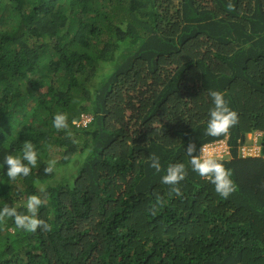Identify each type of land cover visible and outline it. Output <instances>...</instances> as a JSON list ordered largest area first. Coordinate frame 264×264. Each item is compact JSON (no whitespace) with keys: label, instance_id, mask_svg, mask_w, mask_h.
I'll return each instance as SVG.
<instances>
[{"label":"trees","instance_id":"1","mask_svg":"<svg viewBox=\"0 0 264 264\" xmlns=\"http://www.w3.org/2000/svg\"><path fill=\"white\" fill-rule=\"evenodd\" d=\"M211 91L237 113L215 137ZM255 132L264 152V0H0V210L37 195L43 221L0 217V264H264V158L239 156ZM225 138L227 198L187 153ZM25 142L37 164L10 180Z\"/></svg>","mask_w":264,"mask_h":264},{"label":"clouds","instance_id":"2","mask_svg":"<svg viewBox=\"0 0 264 264\" xmlns=\"http://www.w3.org/2000/svg\"><path fill=\"white\" fill-rule=\"evenodd\" d=\"M210 95L213 99L214 107L209 111V119L205 134L208 136H219L226 133L228 129L237 122V113L228 107L224 95L219 91H211ZM93 120L91 114L85 113L81 115L78 126H86ZM75 123V121H73ZM53 125L57 129L66 128L67 117L63 113H57L53 119ZM249 141L239 146V156L243 159L249 158H264L263 144L261 138L263 133L255 132L248 135ZM226 140L227 143L223 141ZM217 145V152L213 155H206L204 148L207 145ZM196 151V145L190 144L187 147V153L191 157L190 164L192 169L196 171L201 177H206L211 180L215 186V190L222 197L227 198L231 192L235 190V185L231 179V173L224 165L217 160H229L232 158L231 147L228 143V138L223 140L206 143L200 148V155L193 156L192 153ZM27 162V164L24 163ZM151 167L160 171L161 164L159 157L153 155L151 157ZM3 164L8 166L7 176L10 180H15L18 176H28L31 168L37 164V152L31 142H25L23 146L22 156L8 154L4 157ZM55 161H49L46 172H51ZM185 178V165L182 163L170 164L166 170V175L162 176V183L172 185L173 191L177 195L180 193L179 187H175L181 180ZM42 200L37 195L28 197L26 208L31 215L18 214L15 207H8L5 205L0 210V217L10 216L15 218L17 227L29 232H35L43 221L36 218L39 206Z\"/></svg>","mask_w":264,"mask_h":264},{"label":"built area","instance_id":"3","mask_svg":"<svg viewBox=\"0 0 264 264\" xmlns=\"http://www.w3.org/2000/svg\"><path fill=\"white\" fill-rule=\"evenodd\" d=\"M204 151H205V154L206 155H213L214 153L217 152V145H214V144H210V145H207L205 148H204Z\"/></svg>","mask_w":264,"mask_h":264},{"label":"rangeland","instance_id":"4","mask_svg":"<svg viewBox=\"0 0 264 264\" xmlns=\"http://www.w3.org/2000/svg\"><path fill=\"white\" fill-rule=\"evenodd\" d=\"M103 71L105 72V71H108V70H106V69H101L100 73H103ZM249 139H250V137L248 138V140H249ZM223 142H224V143H227L226 140H224Z\"/></svg>","mask_w":264,"mask_h":264}]
</instances>
